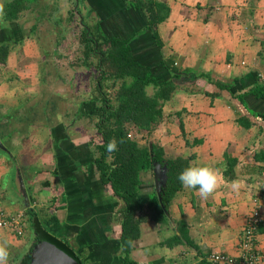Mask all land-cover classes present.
<instances>
[{"label": "crops", "instance_id": "crops-1", "mask_svg": "<svg viewBox=\"0 0 264 264\" xmlns=\"http://www.w3.org/2000/svg\"><path fill=\"white\" fill-rule=\"evenodd\" d=\"M86 1L109 37L130 38L140 32L134 58L151 66L155 75L165 74L164 57L173 58L180 68L233 85L229 93L200 79L201 91L177 92L166 103L164 117L182 113L185 130L183 145H168L182 147L173 153L220 168L224 179L207 199L196 189L182 187L164 222L158 223L149 213L133 243L131 259L135 264H198L213 252L237 256L257 197L263 207L258 246L264 250V187L257 188L264 182V96L248 93L262 86L264 0H157L171 6L168 20L156 30L164 43L162 50L156 31L144 33L146 18L127 8L125 0ZM17 22L0 21V42L8 43L9 37L16 39L11 41L15 46L21 43L24 38L16 37L25 31ZM31 34L36 35V30L26 37ZM20 53L12 47L8 61L18 59ZM71 67V74L58 76L44 69L34 74L19 70L17 75L26 79L23 83H0V140L5 147L0 149V215L32 207L43 222H57L50 236L80 257L82 264H124L123 203L101 181L91 144L96 136V120L91 117L97 105H81L74 77L77 68ZM206 93L220 95L211 98ZM242 95L244 104L238 98ZM243 117L253 124L250 128L239 123ZM177 135L171 141L179 143ZM165 136L168 141L169 135ZM232 160L235 166L229 174ZM236 179L243 182L239 192L230 189ZM142 180L140 199L148 208L157 191L154 172L142 173ZM180 221L187 223L194 246L165 245L178 234ZM30 222L27 219L21 236L8 230L0 233L9 245V264H22L39 244Z\"/></svg>", "mask_w": 264, "mask_h": 264}, {"label": "trees", "instance_id": "trees-1", "mask_svg": "<svg viewBox=\"0 0 264 264\" xmlns=\"http://www.w3.org/2000/svg\"><path fill=\"white\" fill-rule=\"evenodd\" d=\"M41 1L4 0L1 17L5 23L19 21L27 12L37 11L38 8L40 9L37 11L38 21L50 20L53 17V12L59 8L58 6L51 7L47 0H44L46 4H42ZM69 2L72 7L70 6L68 10L69 16L66 21L68 24L73 22L74 27L78 26L81 29L80 43L84 47L82 56L78 58V62H75L74 67L89 72V77L87 76L83 80L86 82L85 89H82L83 91L81 87L78 89L79 99L82 101L81 105L88 103L97 105V108L92 111L95 116L91 117L92 120H96L94 122L96 136L91 143L95 151L96 168L103 184L110 186L115 196L123 203L122 254L124 264H135L131 259V252L133 243L141 236V224L149 216L147 210H150L152 218L156 219L158 223L165 221L164 216L168 215L172 198L183 187L178 180V175L190 164L192 159L168 156L165 148L159 143L151 141L142 143L136 135L133 136V133L153 134L164 121L166 103L171 101L177 92L194 94L201 91L197 86V81L200 79H205L220 90H226L229 93H232L233 85L215 80L207 73L180 68L176 66V61L173 58L164 57L161 64L165 74L155 75L151 66L142 64L134 58L135 41L141 35L140 32L130 38L109 37L102 31L100 22L94 26L86 25L85 16L80 7L82 0H69ZM37 3H41V5ZM125 3H127V8L133 9L137 15L146 18L144 33L150 30L156 31L171 14V7L167 3L157 0H125ZM40 6L44 8L41 9ZM62 22V20H55V26L61 25ZM31 29L32 33H35L37 25ZM62 33L58 31L59 36ZM155 37L157 47L162 50L164 43L157 31ZM59 41L60 37L57 42ZM11 50L12 47L9 44H0V69L7 66ZM166 75H169L168 79H161ZM76 80L79 86H83L81 83L84 82H79V77ZM182 82H191L189 85L192 84V86H187L186 83L181 85ZM248 93L262 97L264 96V87L254 88ZM206 94L211 98L220 95L218 93ZM238 98L244 104V95L238 96ZM79 114L81 113L79 112ZM177 115L181 116V113ZM239 123H242L246 128L253 125L244 117ZM181 129L184 134L182 121ZM113 139L118 142L117 150L109 153L107 146ZM198 143L200 141L196 142V144ZM262 153L264 155V151ZM156 162L163 167L166 166L167 180L165 186L162 187L161 194L159 195L155 191L149 207L146 208L140 199V187L143 184L142 173L151 172L153 174ZM230 166L228 173L232 174V167L235 166L234 160L230 162ZM25 214L31 221L30 228L35 231L39 242L44 238L53 239L50 234H52V228L57 226L56 221L43 222L40 214L32 207L26 208ZM54 220L56 219L54 218ZM179 226L178 234L169 239L165 245L169 247L181 244L194 246L189 239L187 223L180 221ZM70 252L75 260L82 264L80 257L76 256L74 252ZM22 264H32V254L28 258L26 257ZM198 264L211 263L204 258Z\"/></svg>", "mask_w": 264, "mask_h": 264}, {"label": "rangeland", "instance_id": "rangeland-1", "mask_svg": "<svg viewBox=\"0 0 264 264\" xmlns=\"http://www.w3.org/2000/svg\"><path fill=\"white\" fill-rule=\"evenodd\" d=\"M47 1H48L47 3L51 7L58 6L59 8V10L53 12V17H51L50 20L45 19L42 22L38 21L37 11H40V9L38 8L36 9L37 11L27 12L19 20V22H17L19 28H21L20 31H23V30L25 32L27 31V34L25 32L24 33L21 32L20 36L16 37V38H19V40L24 38L21 41L22 44L18 43L15 46V43L11 42L12 40H16L15 38H12V39L10 38L11 39L10 40L9 37H7V39H5V41H9L7 44H9L10 47H14V49H17L18 51L21 49V53L19 54L18 59H12L11 61H8L7 66L0 69V83L1 84L6 83L9 80H11L9 81V83H11L12 85H15V84L18 85L19 83H23V80H26V79H24L20 75H17L16 72H18L19 70L23 71L25 74H34V73H37L38 70L41 71V69H44L47 72V74H49L50 72H55L56 76H58L57 73L63 74V75L71 74L69 73V71H71L72 69L71 66H74L75 62H78L77 57L79 55L82 56V51L84 47L81 46V43H80L81 29L78 26L74 27L73 22H70L69 24L66 22V19L69 16L68 10L70 6L72 7L69 0H47ZM133 1H136V0H133ZM41 3L46 4L44 0H42ZM41 3H37V4L41 5ZM0 4H4V0L3 1L0 0ZM89 7H90L89 2L84 0L83 5H81L82 14L85 16L86 25L93 26L97 22L98 18H97L96 12L91 13L89 11ZM40 8L43 9L44 7L40 6ZM55 20H59V21L62 20L63 22L61 25L55 26L56 23L58 22L57 21L55 23ZM0 21L4 22L1 16H0ZM34 25H37L36 35L31 34L28 37H26L28 33L32 30L31 28L34 27ZM58 31L63 32L61 34L62 36H65L63 39H61V35L59 36ZM59 37H60V41L57 42ZM1 43L2 42H0V44ZM39 48H40V52H39ZM55 48L57 49L55 50ZM44 51H45V54L43 53ZM40 56L42 57L41 59H39ZM74 76L79 77V82L81 81L84 82V83H81V85L83 86H78V88L81 87V90L85 89L84 86L86 82L83 80H85L84 78H86L87 76L89 77V72H87V70L77 69V72L75 71ZM28 77L29 76H26V78ZM38 77L42 78L41 73H39ZM168 78L169 76H163L161 79H168ZM39 83L41 82L39 81ZM185 83L188 86L189 83L191 82H182L181 85ZM28 86H29V89L31 90V85H28ZM189 86H192V84ZM26 88L28 89V87ZM174 113L176 114L177 111L176 112L174 111ZM181 116H182V113H181ZM181 116L177 114L173 116H168L166 114V116L164 117V121L159 125L158 129L155 130L153 134H148L147 132H144V133L134 132L133 136L136 135L137 138L142 143H145V142L148 143L149 141L154 142V143H159L161 146L165 148L166 154L168 156L173 155L174 158L177 156H180L181 153L177 154L173 152H176V151L180 152L182 147L177 146V149H172V147H176V145L184 144V142L182 141L184 136L182 134L183 132L181 129V121H182ZM167 134L169 135L168 141L165 138L166 137L165 135ZM176 134H178L177 137H178L179 143L171 141V138L173 136L175 137ZM169 144H171L172 147H169L168 146ZM263 187H264V182L258 183L257 188H263ZM258 198L259 197H257L255 201H257ZM149 211L150 210H147V214L151 213ZM27 219L28 218L26 216V221ZM162 219L164 220L163 216H162Z\"/></svg>", "mask_w": 264, "mask_h": 264}, {"label": "built area", "instance_id": "built-area-1", "mask_svg": "<svg viewBox=\"0 0 264 264\" xmlns=\"http://www.w3.org/2000/svg\"><path fill=\"white\" fill-rule=\"evenodd\" d=\"M259 80L264 87V74L259 75ZM263 221V207L257 200L247 218L246 225L240 240L239 254L237 256L223 252H213L205 259L211 264H264V250L258 246V234ZM0 233L8 230L16 235H23L26 231V215L20 211L15 215H0Z\"/></svg>", "mask_w": 264, "mask_h": 264}, {"label": "clouds", "instance_id": "clouds-1", "mask_svg": "<svg viewBox=\"0 0 264 264\" xmlns=\"http://www.w3.org/2000/svg\"><path fill=\"white\" fill-rule=\"evenodd\" d=\"M3 15V4H0V16ZM117 141L111 140L107 146L109 153L117 150ZM220 168L212 165H202L199 160H193L178 175V180L185 189H196L201 198L207 199L213 195L223 182ZM243 182L240 179L231 181L230 189L239 192ZM4 226L0 225V229ZM9 245L0 239V264H9Z\"/></svg>", "mask_w": 264, "mask_h": 264}, {"label": "water", "instance_id": "water-1", "mask_svg": "<svg viewBox=\"0 0 264 264\" xmlns=\"http://www.w3.org/2000/svg\"><path fill=\"white\" fill-rule=\"evenodd\" d=\"M0 149H5L0 140ZM154 178L157 193L160 195L162 187L165 186L167 180V168L160 163H154ZM21 189L26 196L25 185L23 179L19 177ZM32 264H79L72 256L71 252L55 239H42L35 247L32 254Z\"/></svg>", "mask_w": 264, "mask_h": 264}]
</instances>
